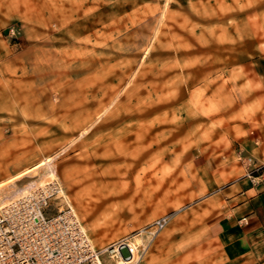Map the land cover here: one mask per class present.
I'll return each mask as SVG.
<instances>
[{"label":"rangeland","instance_id":"rangeland-1","mask_svg":"<svg viewBox=\"0 0 264 264\" xmlns=\"http://www.w3.org/2000/svg\"><path fill=\"white\" fill-rule=\"evenodd\" d=\"M259 113L264 0H0V183L26 172L0 204L56 179L93 243L128 242L134 264H217L194 159L264 182L238 142Z\"/></svg>","mask_w":264,"mask_h":264},{"label":"built area","instance_id":"built-area-1","mask_svg":"<svg viewBox=\"0 0 264 264\" xmlns=\"http://www.w3.org/2000/svg\"><path fill=\"white\" fill-rule=\"evenodd\" d=\"M103 255L136 262L123 241L93 243L56 179L0 204V264H114Z\"/></svg>","mask_w":264,"mask_h":264},{"label":"crops","instance_id":"crops-1","mask_svg":"<svg viewBox=\"0 0 264 264\" xmlns=\"http://www.w3.org/2000/svg\"><path fill=\"white\" fill-rule=\"evenodd\" d=\"M256 117L259 126L248 127L247 139L238 142L253 143L263 161L264 115ZM226 157L198 153L194 159L206 176L215 207H219L211 224L219 247L217 264H264V182L247 186L245 178L236 177L240 166Z\"/></svg>","mask_w":264,"mask_h":264},{"label":"bare ground","instance_id":"bare-ground-1","mask_svg":"<svg viewBox=\"0 0 264 264\" xmlns=\"http://www.w3.org/2000/svg\"><path fill=\"white\" fill-rule=\"evenodd\" d=\"M49 160L50 159H45L44 161H41L40 163H38L34 168H36V167H39V166H41V165H45V164H48L49 163ZM49 170V169H48ZM51 170V169H50ZM26 174V172H24V173H22V174H19V175H17V176H14L13 178L11 177V179L10 180H8L7 182H12V181H15V180H18L19 178H23V176ZM3 182V181H2ZM7 182H4V183H0V187L2 186V185H4L5 183H7ZM9 184V183H8ZM25 190H21V192H24ZM28 192V191H27ZM126 243V247L127 248H129L130 249V247H129V243L128 242H125ZM130 251H131V249H130ZM132 252V251H131ZM120 264H122V263H120Z\"/></svg>","mask_w":264,"mask_h":264}]
</instances>
